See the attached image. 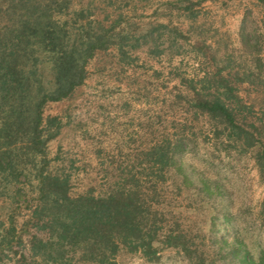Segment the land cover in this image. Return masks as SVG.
<instances>
[{"label": "trees", "instance_id": "1", "mask_svg": "<svg viewBox=\"0 0 264 264\" xmlns=\"http://www.w3.org/2000/svg\"><path fill=\"white\" fill-rule=\"evenodd\" d=\"M85 12L71 0H0V203L10 205L5 216L0 212V262L22 243L15 264H121L124 253L154 262L166 248L204 264L200 242L204 247L206 235L212 243L225 241L214 231L218 224L229 227L232 199L224 183L202 175L195 182L178 165L183 137L147 151L145 180L130 168L102 194L73 192L69 176L50 166L48 143L58 121L44 114L45 105L68 98L84 82L97 51L128 45L116 24L91 26L81 20ZM241 33L246 57L240 64L233 67L232 54L223 53L216 70L199 87L188 85L185 95L188 110L211 124L216 144L252 151L264 179V29ZM239 82L250 86L259 104L238 96ZM19 205L25 241L16 225ZM232 254L243 264H264V250L253 258L238 244Z\"/></svg>", "mask_w": 264, "mask_h": 264}, {"label": "rangeland", "instance_id": "2", "mask_svg": "<svg viewBox=\"0 0 264 264\" xmlns=\"http://www.w3.org/2000/svg\"><path fill=\"white\" fill-rule=\"evenodd\" d=\"M71 1L76 9L84 7L86 17L81 20L91 21V26L110 28L116 24L127 33L128 45L97 51L86 65L84 82L68 98L45 105L44 114L58 121L56 136L48 143L53 171L69 176L73 192L102 194L130 168L145 180L147 151L165 139L183 137L187 145L178 165L195 182L202 175L224 183L232 199L229 212L234 218L229 229L218 224L214 231L215 238L225 241L215 239L212 243L214 237L206 235L204 247L200 242L208 258L204 264H243L232 254L238 244L247 247L248 256H257L264 250V179L254 154L249 150L240 153L226 143L216 144L207 118L188 110L185 90L190 84L199 87V80L216 70L215 59L225 52L235 59L233 67L240 64L246 57L241 32L264 29V2ZM188 1L191 10L185 8ZM44 73L50 78L49 70ZM236 85L244 102L259 104L247 83ZM2 202L0 212L4 215L10 205ZM17 210L21 212L16 225L25 241V211ZM204 229L209 233V224ZM22 249V243L16 244L13 251L5 252L0 264H15ZM118 260L121 264H191L169 248L154 262L129 253Z\"/></svg>", "mask_w": 264, "mask_h": 264}]
</instances>
